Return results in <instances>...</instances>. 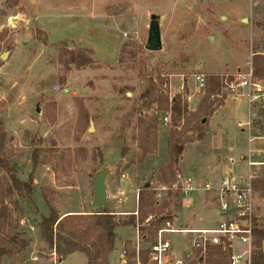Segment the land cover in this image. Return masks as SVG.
Here are the masks:
<instances>
[{
  "label": "rangeland",
  "instance_id": "obj_1",
  "mask_svg": "<svg viewBox=\"0 0 264 264\" xmlns=\"http://www.w3.org/2000/svg\"><path fill=\"white\" fill-rule=\"evenodd\" d=\"M152 12L161 16V51L146 49ZM80 49L88 59L84 63L72 59L71 53L78 55ZM256 53L264 55V0H0V140L15 174L34 185L30 199L17 194L6 199L16 241L1 264H35L33 252L43 256L44 264H56L60 257L40 230L43 216L50 213L48 200L61 216L100 210L92 206V175L102 169L110 171L107 181L113 190L127 175L128 202L105 205H118L117 218L131 217L121 212L135 210L136 190L150 183L159 211L147 218L170 213L180 224L193 219L194 227L212 226L215 192L202 193L193 208L184 209L176 174L218 184L231 160L242 165L248 135L237 123L248 119L246 100L234 102L229 118L213 117L230 96L227 85L234 74L253 66ZM194 73L221 76L222 89L212 95L215 111L202 106L208 87L193 89L190 102L178 93L182 75ZM160 77L169 78L167 86H161ZM152 80L167 90L168 108L145 103ZM177 98L181 116L172 105ZM166 112L171 114L167 124ZM139 116H158L156 149L145 156L138 144ZM254 130L264 134L260 113ZM173 133L183 145L175 163L170 156ZM255 200L261 225V192ZM201 204L207 208L196 216ZM116 233L111 263L118 262L123 240L136 237L132 225ZM178 238L182 242L184 236ZM86 262L84 253L75 252L61 264Z\"/></svg>",
  "mask_w": 264,
  "mask_h": 264
},
{
  "label": "built area",
  "instance_id": "obj_2",
  "mask_svg": "<svg viewBox=\"0 0 264 264\" xmlns=\"http://www.w3.org/2000/svg\"><path fill=\"white\" fill-rule=\"evenodd\" d=\"M206 87L205 74L182 75L178 93L184 101L190 102L194 96L193 89L203 92ZM227 89L230 95L245 99L248 104V119L237 123L248 135L247 146L240 158L242 165L239 167L237 161L231 160L218 184L199 181L184 172H178L175 178L184 209L193 208L202 193L215 192L218 200L216 223L208 227L182 225L174 215L164 220L153 240L141 234L138 223V235L132 247L136 264H207L214 248L225 253V264H252L257 226L255 182L264 179V134L255 132L254 119L264 109V80L255 75L251 65L247 69H239ZM170 120L171 114L166 112L163 122L167 124ZM126 177V174L122 175V179ZM139 194L140 189H137V209L122 214L139 219ZM116 198L124 203L128 194L122 190ZM180 236H184L182 242L178 238ZM144 252L148 254L147 262L142 261ZM129 256L130 249L124 247L121 253L123 263L129 261ZM55 262L58 263L57 258Z\"/></svg>",
  "mask_w": 264,
  "mask_h": 264
},
{
  "label": "trees",
  "instance_id": "obj_3",
  "mask_svg": "<svg viewBox=\"0 0 264 264\" xmlns=\"http://www.w3.org/2000/svg\"><path fill=\"white\" fill-rule=\"evenodd\" d=\"M85 50H79L77 54L71 53L73 60H80L84 63L85 59L81 54ZM82 57V58H81ZM253 69L257 77L264 79V55L256 53L253 58ZM169 78L160 77L161 86H167ZM207 94L204 97L202 106L205 110L211 109L215 111L214 107L217 99H212V95L221 91L223 83L220 75L206 76ZM206 87V88H207ZM167 90L164 87H158L152 80L151 87L144 95L145 103L150 106L152 103H158L160 109L168 108L171 104L169 96L166 94ZM158 94V95H157ZM225 101V99H224ZM224 104V102L222 103ZM174 111L178 115H182L183 107L179 98L176 102H172ZM201 106V107H202ZM259 113L264 116V109ZM138 120V144L142 150L143 156L152 153L156 149V140L154 130L157 127L158 116L148 119L147 117L139 116ZM180 137L175 133L171 137V160L177 162L183 152V145L180 144ZM35 164H37V157H33ZM168 168H172L168 166ZM0 173L5 176L0 178V264L5 256L11 254V244L16 241V235L10 232L11 211L6 203V199H12L16 194L21 198L30 199L34 192V185L32 179L28 181L21 180L15 174V168L10 164L7 153L0 140ZM150 187L144 186L139 194V219L131 215L129 219L117 218L118 214L114 213L106 206L99 207L100 210L93 213H67L61 216L56 207L48 200L50 213L48 216H43L40 223L41 237L54 249L60 258H64L72 253L81 252L87 257V264H110L109 255L114 250L117 238L116 229L120 226H137L141 234L147 235L149 239L153 240L157 234L158 229L162 226L165 219L171 217V214L163 215L161 217L151 218L149 221L145 219L149 215L156 214L159 209L157 207V200L155 192L150 190ZM256 191L261 192L264 196V179L255 182ZM80 220V222L78 221ZM264 220V215H263ZM7 230V231H6ZM255 249L253 253L252 264H264V249L262 244L264 242V223L255 228ZM135 252L130 249L129 261L120 264H136L134 261ZM148 254L142 253V261L147 262ZM225 253L214 248L207 258V264H225ZM195 264V263H194Z\"/></svg>",
  "mask_w": 264,
  "mask_h": 264
},
{
  "label": "crops",
  "instance_id": "obj_4",
  "mask_svg": "<svg viewBox=\"0 0 264 264\" xmlns=\"http://www.w3.org/2000/svg\"><path fill=\"white\" fill-rule=\"evenodd\" d=\"M240 101H242V98L241 99H239L237 96H233V95H230V96H228L226 99H225V101H224V104H222L221 106H220V108L215 112V115H214V120H216V119H219V118H221L222 120L224 119V118H229L228 116L231 114V113H233L234 112V102L235 103H239ZM248 107V106H247ZM215 116H218V118H216ZM241 121V120H240ZM214 122V121H213ZM216 122V121H215ZM217 122H219V120H217ZM219 125H220V123H219ZM126 179H127V177L126 178H124V179H121V181L123 182H120L119 183V186L117 187V189L116 190H113L112 188H111V185H110V182H108L107 181V186H108V189H107V203L106 204H109L110 203V201L111 200H116V201H118L117 200V196H118V194L120 193V192H122V190L123 191H126L127 192V189L129 188V186L128 185H125L126 184ZM199 181H209L207 178H202V179H199V178H197ZM124 182H125V184H124ZM220 182V181H219ZM128 193V192H127ZM136 193V192H135ZM217 198V197H216ZM134 200L136 201V198H134ZM126 202H128V199L124 202V203H126ZM124 203H120V205L121 204H124ZM210 204H213V202H209ZM208 203V204H209ZM217 204H218V202H217ZM217 204H216V207H217ZM209 206V205H208ZM202 207H205V208H207L206 207V205L205 206H203L202 204L201 205H199V207H197V210H196V216H198V213H197V211L199 210V209H201V210H205V208H202ZM216 207H214V209H212V210H209V212H213V214L215 215V217H217L216 216V214H215V210H216ZM113 208H116V212L115 213H120L119 211H118V209H119V207H118V205L117 206H115V205H113V206H111V210L113 209ZM136 209H137V203H136ZM135 209V210H136ZM135 210H133L132 212H134ZM177 217V216H176ZM178 218L179 217H177V222H178ZM190 220V219H189ZM192 220L193 219H191L190 221H188V222H186V223H184V224H182V225H193L192 224ZM179 223V222H178ZM216 223V221H214L213 222V225ZM180 224V223H179ZM121 227V226H120ZM135 227V230H136V237L135 238H133V237H130V238H126V239H124L123 240V242H122V249H121V253H122V250H123V248L124 247H127L128 249H132V247H133V245L135 244V241H136V239H137V235H138V230H137V226H134ZM200 227H203V226H200ZM37 244H39L38 242H37ZM46 244V243H45ZM42 246V245H41ZM43 247V246H42ZM77 253V252H76ZM121 253H120V256H119V260H118V262H116V263H111L110 262V264H120V263H123V261H122V258H121ZM73 255V253L72 254H70V255H68V256H66V257H64V258H59L58 260V263L57 264H61V262L65 259V258H67V257H70V256H72ZM31 259L34 261V262H36L35 264H44V262L43 261H41V260H43L44 258H43V256L42 255H40V254H34V252L32 253V257H31ZM52 259H53V257H50V258H48L47 260L48 261H52ZM110 261V260H109ZM86 264H87V262H86Z\"/></svg>",
  "mask_w": 264,
  "mask_h": 264
},
{
  "label": "water",
  "instance_id": "obj_5",
  "mask_svg": "<svg viewBox=\"0 0 264 264\" xmlns=\"http://www.w3.org/2000/svg\"><path fill=\"white\" fill-rule=\"evenodd\" d=\"M70 46L73 45L72 42L69 43ZM146 49L149 51H161L163 49V40L161 32V16L157 13L152 12L150 14L148 38L146 43ZM7 57L6 53H3L1 58L5 59ZM175 100V99H173ZM205 122V119L203 120ZM93 128V124H91ZM108 169H102L97 171L92 175L93 177V207H102L107 203V177L109 174ZM147 186H150V183H147ZM112 211L115 213L116 208H113Z\"/></svg>",
  "mask_w": 264,
  "mask_h": 264
}]
</instances>
